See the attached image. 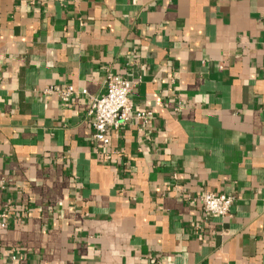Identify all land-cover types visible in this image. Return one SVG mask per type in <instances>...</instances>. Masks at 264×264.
<instances>
[{"label":"crops","instance_id":"obj_1","mask_svg":"<svg viewBox=\"0 0 264 264\" xmlns=\"http://www.w3.org/2000/svg\"><path fill=\"white\" fill-rule=\"evenodd\" d=\"M2 213L0 264H264V0H0Z\"/></svg>","mask_w":264,"mask_h":264},{"label":"built area","instance_id":"obj_2","mask_svg":"<svg viewBox=\"0 0 264 264\" xmlns=\"http://www.w3.org/2000/svg\"><path fill=\"white\" fill-rule=\"evenodd\" d=\"M105 94L100 98L90 97V105L87 112V118L91 121L94 131L93 140L108 150L110 146V135L117 133L119 129L127 124L131 119L132 105L130 96L132 88L130 83L123 77L109 76L105 80ZM54 91L50 89L49 93ZM86 94V92H82ZM73 95L71 89L61 94L62 100H67ZM138 121L146 122L150 119L147 112H139L135 115ZM105 159L110 160L109 154L104 152ZM200 205L202 211L212 217L226 218L230 214L234 199L226 195H214L212 193H203L195 200ZM7 214H0V227L5 228ZM16 257H11V264H14Z\"/></svg>","mask_w":264,"mask_h":264}]
</instances>
